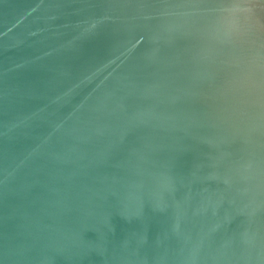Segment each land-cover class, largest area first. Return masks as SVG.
Instances as JSON below:
<instances>
[{"label": "water", "instance_id": "obj_1", "mask_svg": "<svg viewBox=\"0 0 264 264\" xmlns=\"http://www.w3.org/2000/svg\"><path fill=\"white\" fill-rule=\"evenodd\" d=\"M0 264H264V0H0Z\"/></svg>", "mask_w": 264, "mask_h": 264}]
</instances>
